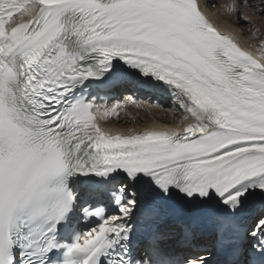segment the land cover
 I'll use <instances>...</instances> for the list:
<instances>
[{"label":"snow or ice","instance_id":"obj_1","mask_svg":"<svg viewBox=\"0 0 264 264\" xmlns=\"http://www.w3.org/2000/svg\"><path fill=\"white\" fill-rule=\"evenodd\" d=\"M206 6L0 0V264H264V0L247 47ZM115 91L176 125L104 130Z\"/></svg>","mask_w":264,"mask_h":264},{"label":"bare ground","instance_id":"obj_2","mask_svg":"<svg viewBox=\"0 0 264 264\" xmlns=\"http://www.w3.org/2000/svg\"><path fill=\"white\" fill-rule=\"evenodd\" d=\"M210 2H213V1L212 0H201L202 5H205V4L207 5L204 8V10H205L206 14L208 15L209 19H211L221 30H224V31L236 36L239 43L241 44V46L247 47L248 44L253 42L247 38L246 34L243 36H241L239 34L236 25L233 22H230L228 17L225 16V11H223L222 13H219V11L220 12L222 11V8H220L222 5H220V7L218 5L216 8L215 6H212V4L209 5ZM219 2H220L219 4H221V3L223 4V2L229 3L230 0H220ZM218 8H219V10H218ZM242 11L244 12L246 10L242 9ZM244 14L246 15L247 13L245 12ZM254 19H256V18H253V21H254ZM256 21H257V19H256ZM129 96H130V93H127L124 95L123 99H118L120 102L126 104V107L119 111L118 116L113 115V116L106 117L103 120H101L105 129L128 133L130 131H143L145 129L157 128V127H162L165 125H168V126H175L176 125L177 119L174 118L173 116H171L169 113H167L164 110L163 111H161V110L156 111L157 109H160L162 106V105L159 106L158 104H160L161 102H163L166 99V98L162 99L163 95L162 96L159 95L160 100H161L160 103L157 100L155 103H152L150 101H149V103H144L143 100L145 98L146 99H148V98L146 96L141 97L143 95H139V96L134 97L136 102L130 103V102H128ZM165 97H167V99H169L168 94H166ZM154 98L156 99V97H154ZM116 102H117V100L113 101V102H106V100H98L97 101V103H99V104H107L108 106H111V104L116 103ZM168 102H170V101H168ZM133 109L135 110L133 113L134 114L133 116L140 119V117H139V115H140L141 118L143 117L144 121L136 122L135 124H133L132 122L129 121V119L131 118L130 117L131 114L129 113V111L132 110V112H133Z\"/></svg>","mask_w":264,"mask_h":264},{"label":"rangeland","instance_id":"obj_3","mask_svg":"<svg viewBox=\"0 0 264 264\" xmlns=\"http://www.w3.org/2000/svg\"><path fill=\"white\" fill-rule=\"evenodd\" d=\"M213 2H210L209 3V5L210 4H212V6H215L216 8H217V6L219 5V7H220V5H222V6H224L225 4H227L228 2H223V4L221 3V4H219L220 2V0H212ZM256 0H253V2H255ZM220 7V8H222V11L220 12L219 11V13H222L223 11H225V9L223 8V7ZM218 10H219V8H218ZM243 10H246V11H242V13L244 14L245 12L247 13L246 15H249V16H251L252 17V20H253V18H256L257 19V21H256V19H254V21H253V23L258 27V28H260V31H261V33L262 34H264V15H259V16H257V15H255V13L253 12V10L252 9H246V8H244ZM249 12V13H248ZM253 12V13H252ZM253 15V16H252ZM225 16L226 17H228V13L225 11ZM235 20V17H233V21ZM247 35V34H246ZM247 38H248V36H247ZM144 103H149V101H146L145 99H144V101H143ZM166 111L167 113H169L171 116H173V104L172 103H166V104H164V106H161V108L160 109H157L156 111ZM134 109H133V112H132V110H130L129 111V113L131 114L130 115V119H129V121L130 122H132L133 124H135L136 122H142V121H144V119H143V117L141 118V116L139 115V117H140V119L139 118H137V117H134L133 115V113H134ZM138 114V113H137ZM165 114V113H164ZM178 115H181V113H179ZM134 118V119H133ZM132 119V120H131Z\"/></svg>","mask_w":264,"mask_h":264}]
</instances>
